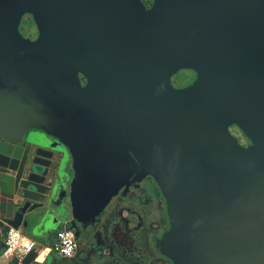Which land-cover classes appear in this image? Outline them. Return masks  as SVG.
Returning a JSON list of instances; mask_svg holds the SVG:
<instances>
[{"label":"flooded vegetation","instance_id":"1","mask_svg":"<svg viewBox=\"0 0 264 264\" xmlns=\"http://www.w3.org/2000/svg\"><path fill=\"white\" fill-rule=\"evenodd\" d=\"M140 1L145 10L158 2ZM138 18L131 13L108 35L106 0L94 11L90 0H0L1 98L27 107L25 115L69 146L75 218L65 227L76 243L70 264L177 262L162 246L176 190L172 149L159 123L170 117L166 97L178 91L182 107L203 106V71L187 64L166 70L161 52L144 51ZM227 131L232 143L253 147L236 123Z\"/></svg>","mask_w":264,"mask_h":264},{"label":"water","instance_id":"2","mask_svg":"<svg viewBox=\"0 0 264 264\" xmlns=\"http://www.w3.org/2000/svg\"><path fill=\"white\" fill-rule=\"evenodd\" d=\"M99 4L90 0L92 11ZM131 13L145 23L138 27L144 51L161 52L166 70L187 64L203 71V106L182 107L178 91L166 97L170 117L159 123L176 190L162 246L175 264H264V0H158L153 10L140 0H106L108 35ZM2 94L0 227L43 239L75 218L69 146ZM232 123L253 147L230 141ZM35 255L7 264H31Z\"/></svg>","mask_w":264,"mask_h":264},{"label":"built area","instance_id":"3","mask_svg":"<svg viewBox=\"0 0 264 264\" xmlns=\"http://www.w3.org/2000/svg\"><path fill=\"white\" fill-rule=\"evenodd\" d=\"M0 239L4 244L2 255L5 257H16L19 261L33 249L36 253H42L47 250L63 258H70L76 248L73 233L65 226L54 233V240L50 245L41 246L35 240L26 237L19 229L13 228L4 231L0 227Z\"/></svg>","mask_w":264,"mask_h":264},{"label":"crops","instance_id":"4","mask_svg":"<svg viewBox=\"0 0 264 264\" xmlns=\"http://www.w3.org/2000/svg\"><path fill=\"white\" fill-rule=\"evenodd\" d=\"M19 230L21 232H23L26 237L35 240L41 246L50 245L54 240V233L55 232L48 234L43 239H37L36 237L25 232L24 230H22V229H19ZM2 245H3V242L0 239V264H7L13 257H5L2 255ZM31 264H70V260H69V258H63V257L55 254L54 252H48L46 250L42 253H36Z\"/></svg>","mask_w":264,"mask_h":264},{"label":"rangeland","instance_id":"5","mask_svg":"<svg viewBox=\"0 0 264 264\" xmlns=\"http://www.w3.org/2000/svg\"><path fill=\"white\" fill-rule=\"evenodd\" d=\"M138 236H139V242H140V244L139 245H141V243H144V235L142 234V233H140V234H138ZM2 244V243H1ZM141 253V252H140ZM143 253V252H142ZM139 256H141V254L139 255Z\"/></svg>","mask_w":264,"mask_h":264},{"label":"trees","instance_id":"6","mask_svg":"<svg viewBox=\"0 0 264 264\" xmlns=\"http://www.w3.org/2000/svg\"><path fill=\"white\" fill-rule=\"evenodd\" d=\"M4 249V244L2 245V250Z\"/></svg>","mask_w":264,"mask_h":264}]
</instances>
